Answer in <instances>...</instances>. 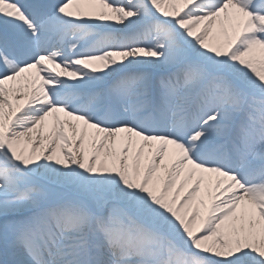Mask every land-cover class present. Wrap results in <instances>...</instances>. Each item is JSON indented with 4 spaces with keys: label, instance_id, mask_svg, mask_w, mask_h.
I'll return each mask as SVG.
<instances>
[{
    "label": "snow or ice",
    "instance_id": "snow-or-ice-1",
    "mask_svg": "<svg viewBox=\"0 0 264 264\" xmlns=\"http://www.w3.org/2000/svg\"><path fill=\"white\" fill-rule=\"evenodd\" d=\"M0 264H264V0H0Z\"/></svg>",
    "mask_w": 264,
    "mask_h": 264
}]
</instances>
